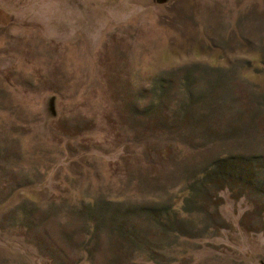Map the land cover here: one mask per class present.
Instances as JSON below:
<instances>
[{
	"label": "rangeland",
	"instance_id": "374dc122",
	"mask_svg": "<svg viewBox=\"0 0 264 264\" xmlns=\"http://www.w3.org/2000/svg\"><path fill=\"white\" fill-rule=\"evenodd\" d=\"M0 264H264V0H0Z\"/></svg>",
	"mask_w": 264,
	"mask_h": 264
},
{
	"label": "trees",
	"instance_id": "16d2710c",
	"mask_svg": "<svg viewBox=\"0 0 264 264\" xmlns=\"http://www.w3.org/2000/svg\"><path fill=\"white\" fill-rule=\"evenodd\" d=\"M219 174L215 173L216 177L218 179H220L219 176L221 175H226V177L230 180H234L240 183V181H242L241 179H245V180H249L250 177L246 174H241L244 170L246 171V169L244 168H249V167H253L252 163H249L248 161H242L239 159H233V160H227V161H222L220 162L219 165ZM235 168H237V170H239V175L236 173L237 170H235ZM241 171V173H240ZM220 172H222L220 174ZM247 174H250V172H247Z\"/></svg>",
	"mask_w": 264,
	"mask_h": 264
}]
</instances>
